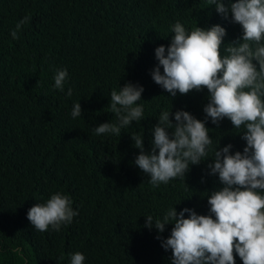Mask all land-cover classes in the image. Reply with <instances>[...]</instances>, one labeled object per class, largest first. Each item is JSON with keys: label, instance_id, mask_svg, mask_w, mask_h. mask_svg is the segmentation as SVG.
<instances>
[{"label": "trees", "instance_id": "obj_1", "mask_svg": "<svg viewBox=\"0 0 264 264\" xmlns=\"http://www.w3.org/2000/svg\"><path fill=\"white\" fill-rule=\"evenodd\" d=\"M177 21L189 29L220 24L225 44L241 35L230 14L224 19L206 0H0V264H69L74 252L85 255V264H169L171 252L143 216H161L184 198L177 211L207 214L202 192L220 187L207 162L191 166L189 189L181 180L153 188L132 163L138 149L130 134L143 131L147 151L155 118L170 103L173 112L183 108L204 119L206 89L169 103L150 76L154 48L167 46ZM60 68L68 71L70 97L53 88ZM126 82L143 86L146 118L120 137L97 136L93 127L115 122L110 93ZM77 101L82 115L73 119ZM206 126L219 146L242 151L228 119ZM57 191L70 195L79 214L58 232L34 229L28 209Z\"/></svg>", "mask_w": 264, "mask_h": 264}, {"label": "clouds", "instance_id": "obj_2", "mask_svg": "<svg viewBox=\"0 0 264 264\" xmlns=\"http://www.w3.org/2000/svg\"><path fill=\"white\" fill-rule=\"evenodd\" d=\"M206 2L224 19L230 14L231 22L241 26L240 37L225 44L226 29L220 24L206 28L195 24L189 29L177 21L167 46L154 48L156 64L150 71L169 103L178 94L206 89L204 119L183 108L173 112L170 103L155 118L147 151L143 131L130 138L138 149L132 163L153 188L173 180L184 183L191 166L202 162H207V175L217 177L220 187L202 192L207 214L189 207L177 211L174 206L184 198L161 216H143L144 227L155 229L161 248L171 252L169 264H236L234 253L242 264H264V0ZM53 79L54 89L72 95L71 87L65 92L66 68L57 69ZM143 91L142 85L132 82L112 90L109 107L115 122L99 123L92 131L120 137L122 130L140 124L146 118L140 103ZM81 115L79 101L74 102L71 117ZM224 119L241 135L242 151H232L231 143L219 146V138L209 135L212 130L206 124L218 126ZM78 214L70 195L57 191L31 206L26 217L40 232H58ZM166 225L172 227L165 238L161 234ZM14 251L21 253L18 248ZM68 260L85 264L86 257L74 252Z\"/></svg>", "mask_w": 264, "mask_h": 264}]
</instances>
